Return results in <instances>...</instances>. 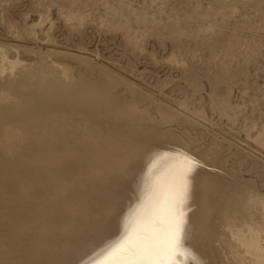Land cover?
<instances>
[{
  "label": "bare ground",
  "instance_id": "obj_1",
  "mask_svg": "<svg viewBox=\"0 0 264 264\" xmlns=\"http://www.w3.org/2000/svg\"><path fill=\"white\" fill-rule=\"evenodd\" d=\"M10 51H2L0 66L20 67L30 78L0 72V264H112L118 253L119 264H264V208L258 214L252 206L264 204V193L256 185L240 192L253 178L215 159L208 184L216 193L202 195L209 202L202 210H189L182 179L169 174L167 154L159 155L165 130L132 121L121 102L111 108L113 81L93 87L71 80L48 58L47 77L31 83L40 65L28 73L23 65L30 63ZM141 150L163 164L145 168ZM178 160L177 170L195 176L192 156Z\"/></svg>",
  "mask_w": 264,
  "mask_h": 264
},
{
  "label": "rangeland",
  "instance_id": "obj_2",
  "mask_svg": "<svg viewBox=\"0 0 264 264\" xmlns=\"http://www.w3.org/2000/svg\"><path fill=\"white\" fill-rule=\"evenodd\" d=\"M108 1L0 0V62L2 51L11 50V58L30 63L21 64L28 73L40 65L31 83L47 77L48 61L55 64L51 69L93 87L113 81L107 86L111 108L121 102L132 121L165 130L159 155L167 154L169 174L182 179L189 210H202L209 203L202 195L216 193L208 184L215 159L253 178L242 195L258 188L264 193V0H127L133 9L119 0L112 9ZM7 71L30 78L20 67L0 66L1 74ZM186 153L195 159V176L177 170ZM139 156L145 168L163 164L159 156L149 161L146 150ZM252 206L258 214L264 208Z\"/></svg>",
  "mask_w": 264,
  "mask_h": 264
},
{
  "label": "snow or ice",
  "instance_id": "obj_3",
  "mask_svg": "<svg viewBox=\"0 0 264 264\" xmlns=\"http://www.w3.org/2000/svg\"><path fill=\"white\" fill-rule=\"evenodd\" d=\"M119 255H121V253L117 254V256L114 258L112 264H119Z\"/></svg>",
  "mask_w": 264,
  "mask_h": 264
}]
</instances>
